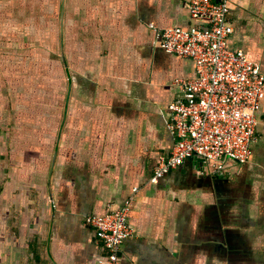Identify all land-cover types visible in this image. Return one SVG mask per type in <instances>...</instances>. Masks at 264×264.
<instances>
[{
    "label": "crops",
    "instance_id": "1",
    "mask_svg": "<svg viewBox=\"0 0 264 264\" xmlns=\"http://www.w3.org/2000/svg\"><path fill=\"white\" fill-rule=\"evenodd\" d=\"M229 9L264 73V0ZM194 25L184 0H0V264H101L87 219L127 201L122 264H264V97L247 162L151 180L196 74L154 27Z\"/></svg>",
    "mask_w": 264,
    "mask_h": 264
},
{
    "label": "built area",
    "instance_id": "2",
    "mask_svg": "<svg viewBox=\"0 0 264 264\" xmlns=\"http://www.w3.org/2000/svg\"><path fill=\"white\" fill-rule=\"evenodd\" d=\"M195 25L189 29H158L159 46L195 63L194 77L181 80L183 94L168 106L169 129L175 144L161 155L152 182L199 156L217 171L224 162H247L256 139L258 112L264 97V73L242 50L228 46L233 32L229 0H184ZM130 201L102 215L88 217L102 241L101 264H122L124 241L132 234L128 224Z\"/></svg>",
    "mask_w": 264,
    "mask_h": 264
}]
</instances>
